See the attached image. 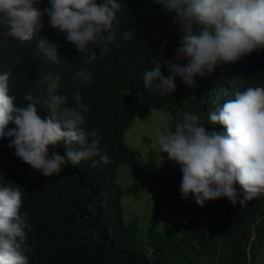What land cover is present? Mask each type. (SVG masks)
Instances as JSON below:
<instances>
[{"label":"clouds","instance_id":"clouds-1","mask_svg":"<svg viewBox=\"0 0 264 264\" xmlns=\"http://www.w3.org/2000/svg\"><path fill=\"white\" fill-rule=\"evenodd\" d=\"M144 1L150 18L139 22L162 28L163 46L146 44L147 64L136 77L126 54L112 47L117 14L125 12L120 0H0V264H37L36 230L42 226L31 227L24 207L35 175L48 179L63 170L90 178L93 167L109 162L102 152L111 148L137 152L142 167L143 160L152 165L159 159L153 171L126 166L151 175L156 193L159 166L177 163L182 198L194 194L203 210L231 208L232 217L243 220L241 237L255 221L254 203L264 199V0ZM52 31L83 58L70 89L53 67L63 56ZM123 38L132 40L134 32ZM243 55L249 62L239 66ZM177 77L193 109L173 128L168 99L181 92ZM131 78L147 94H159V107L136 114L130 125L103 131L107 100L99 90ZM146 117L150 132H133ZM160 120L169 124L159 127ZM131 193L121 195L122 203ZM257 220L264 223V210ZM201 225L211 246L201 248L198 259L189 253L187 260L264 264V238L255 232L246 242L217 244L216 226ZM193 244L190 237L181 248ZM237 254L245 255V262Z\"/></svg>","mask_w":264,"mask_h":264},{"label":"trees","instance_id":"trees-1","mask_svg":"<svg viewBox=\"0 0 264 264\" xmlns=\"http://www.w3.org/2000/svg\"><path fill=\"white\" fill-rule=\"evenodd\" d=\"M120 1L125 12L117 14L120 22L114 23L117 39L112 47L114 50L121 49L126 54L129 71L138 77L147 64L146 44L162 47L163 30L139 22L142 18H150L143 9L150 5L144 0ZM130 31L134 32V38L124 42L123 34ZM52 37V42L59 45V54L63 56L62 63L54 64L53 67L62 83L70 89L73 76L84 66L83 58L71 47L74 44L62 39L54 31ZM243 58L244 55L239 58L242 60L238 63L239 66L249 62V57ZM163 74L168 76L170 73L165 71ZM177 84H181V92H173L168 99L173 128L177 120H182L183 112L193 109L190 93L179 77L176 78ZM99 92L107 100V120L101 127L105 132L120 125H130L136 119V114H143L151 107L157 108L161 102L159 94H147L137 78L122 79L117 86L104 88ZM185 92L188 95L183 99L181 93ZM102 153L109 156V162L97 167L91 165L89 168L93 167V170L89 174L93 175L87 179L67 175L63 170L59 175L54 174L48 179L35 175V184L24 198V207L31 227L42 226L36 230L39 235L37 264H194L195 261L187 260L188 254L198 259L200 249L204 246L209 249L211 246L205 233L208 230L201 231L202 222L216 226L218 234L213 237L217 244L222 239L233 243L246 242L253 232L257 238H264V223L257 220V216L263 213L264 199L254 203V213L250 215L252 221L255 216V221L247 223L241 237L239 230L243 220H235L231 215V208L221 211L212 208L203 210L194 201V194L187 199L182 198V170L177 163L167 161H163L155 173L157 205L165 209L166 213L172 210L179 222L172 223L170 228L166 225L164 234L153 236L165 219L159 221L153 217L148 227L138 224V217L130 220L124 212L121 195L131 189L136 194L139 188L136 185L124 187L117 182L120 171L126 166L138 173L143 170L138 153L130 149L114 148ZM28 176L25 172L24 177ZM190 237L195 244L191 248L182 249V244ZM236 257L241 263L245 262V255L237 254ZM206 260L203 259L202 264H207ZM210 264H218V259ZM220 264L233 262L229 259Z\"/></svg>","mask_w":264,"mask_h":264},{"label":"rangeland","instance_id":"rangeland-1","mask_svg":"<svg viewBox=\"0 0 264 264\" xmlns=\"http://www.w3.org/2000/svg\"><path fill=\"white\" fill-rule=\"evenodd\" d=\"M168 118L170 119L169 114ZM160 119L166 120L164 117H161ZM161 120L159 122V127L169 124L168 122H163ZM148 123H150V120L147 119V117L139 120L135 124L133 132L140 129L149 133L151 129ZM134 138L136 139V134L134 135ZM150 158L152 159V157ZM165 160L171 159L166 157ZM159 162L160 160L158 159L155 160L152 165L149 164L147 160H143L142 163L143 167H146L150 169V171H153L157 167ZM118 180L124 186H131L135 184L139 188L136 194L131 193L124 198V212L130 220L138 217L139 221L137 223L144 227H148L152 223V217H156L159 221L165 219V222L161 226H158L157 230L155 231L156 233L160 234L167 224L174 223L178 219L176 218L172 210L166 213L165 209L157 205L158 196L156 193V188L154 186V178L151 175H139L132 171L130 168L126 167L124 171L121 172ZM165 214H168L167 218L165 217Z\"/></svg>","mask_w":264,"mask_h":264}]
</instances>
